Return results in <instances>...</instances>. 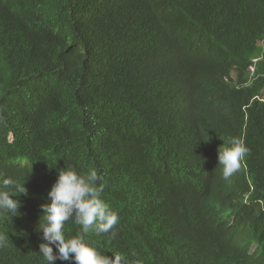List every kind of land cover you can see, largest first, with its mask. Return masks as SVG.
Listing matches in <instances>:
<instances>
[{
  "label": "trees",
  "instance_id": "1",
  "mask_svg": "<svg viewBox=\"0 0 264 264\" xmlns=\"http://www.w3.org/2000/svg\"><path fill=\"white\" fill-rule=\"evenodd\" d=\"M263 89L264 0H0V184L27 189L0 212V264H47L41 205L66 168L97 170L119 214L85 237L102 254L243 264L245 240L224 247L264 244ZM231 137L250 152L226 181Z\"/></svg>",
  "mask_w": 264,
  "mask_h": 264
},
{
  "label": "clouds",
  "instance_id": "2",
  "mask_svg": "<svg viewBox=\"0 0 264 264\" xmlns=\"http://www.w3.org/2000/svg\"><path fill=\"white\" fill-rule=\"evenodd\" d=\"M257 60L258 58H255L254 63ZM255 70L256 65H251L252 76ZM257 99L264 102V89ZM228 144V147L220 148L218 151L219 165L222 166V178L226 181L240 170L242 162L250 152L243 138L231 137ZM246 167L248 166L246 165ZM99 181L100 176L95 169H90L86 174H80L73 168H66L58 172L57 179L48 192L50 202L41 205L42 215L38 225L44 241L39 246V253L47 264H55L57 260L75 261V264H127L122 255L109 257L102 254L85 239L90 232H95L97 235L111 232L115 235L113 229L120 220L118 212L101 198L105 185ZM250 182L252 183V180ZM252 193V190L248 191L246 201ZM18 194L27 195L24 184H17L11 178L4 179L0 184V212L16 215L20 201L12 197ZM258 201L264 210V198ZM229 203L232 207L242 208L241 204ZM245 210L249 220V215L256 213L250 206ZM69 220H74L75 224L80 226V231L72 236L65 234V226ZM234 221L235 216L233 215L228 222L234 225ZM242 240L248 243L243 264H262L264 262V244L261 245L257 239L250 240L244 236L235 239L231 246L226 243L224 249L226 252L232 248L238 249L237 246ZM163 241H166V238ZM163 241L162 243L165 244ZM6 246L7 239L0 234V248ZM53 246L57 249L56 252L53 251ZM164 254L176 264L185 263L179 253L176 255L164 251Z\"/></svg>",
  "mask_w": 264,
  "mask_h": 264
}]
</instances>
